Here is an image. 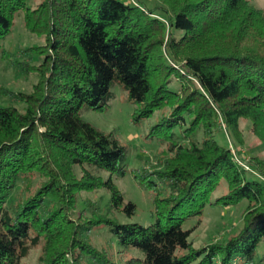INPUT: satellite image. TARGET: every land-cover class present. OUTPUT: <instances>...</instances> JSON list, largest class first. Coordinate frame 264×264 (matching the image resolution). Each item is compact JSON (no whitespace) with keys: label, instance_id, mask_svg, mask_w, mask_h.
Here are the masks:
<instances>
[{"label":"trees","instance_id":"trees-1","mask_svg":"<svg viewBox=\"0 0 264 264\" xmlns=\"http://www.w3.org/2000/svg\"><path fill=\"white\" fill-rule=\"evenodd\" d=\"M19 11L44 44L33 48L41 61L29 93L0 86V264H26L35 249V264H116L89 241L100 225L121 252H141L122 264H249L264 242V158L242 152L243 130L264 148V7L0 0V41ZM115 85L137 119L157 114L147 136L168 154L155 156L158 169L130 171L153 194L146 226L115 217L135 213L113 181L126 173L127 147L80 117L82 108L108 106ZM100 188L110 194L104 207L91 200ZM240 201L238 230L193 248L205 207Z\"/></svg>","mask_w":264,"mask_h":264},{"label":"rangeland","instance_id":"rangeland-1","mask_svg":"<svg viewBox=\"0 0 264 264\" xmlns=\"http://www.w3.org/2000/svg\"><path fill=\"white\" fill-rule=\"evenodd\" d=\"M40 1L27 0V5L32 8ZM145 1L148 6L155 3V0ZM250 2L255 7H264V0H250ZM23 17V11L16 13L10 32L0 41V86L12 92L29 93L32 85L38 81L35 67L41 61V56L33 48L43 45L44 40L24 27ZM112 92L114 96L108 106L102 110L82 108L80 117L98 130L111 133L127 147L126 173L122 176L113 177V181L124 198L135 205V213L126 215L116 212L115 217L121 223H139L146 226L154 222L153 194L146 188L139 186L130 171L143 167L158 169L161 163H154L155 156L163 161L168 159V154L163 151L160 142L156 138L147 136L150 128L158 120L157 114L146 119H137L134 113L135 106L127 99L126 92L119 85L113 86ZM243 139L245 146L242 152L251 149L250 152L256 151L260 157L264 158V148L260 145L259 139L246 132V129L243 130ZM219 140L221 141L222 138L220 137ZM219 193V191L213 193L212 201L216 199ZM91 194L92 196L88 194L91 196V200L103 207L110 195L103 188L94 190ZM84 206L81 203L77 204V211L82 210ZM244 207V201L227 206L220 203L208 204L200 216L199 225L189 236L193 248L201 249L220 238H226L229 234L238 230L241 225V215ZM195 222L196 219L188 221L184 224V228L187 229L193 226ZM87 236L89 241L96 247H107L111 252L110 258L116 264H122L129 257L142 256L141 252L135 248L121 252L117 239L104 225L95 227ZM263 251L264 242L258 246L256 255L249 264H264L259 260ZM38 252V249L32 251L25 260L26 264H35ZM190 264H195V262Z\"/></svg>","mask_w":264,"mask_h":264}]
</instances>
